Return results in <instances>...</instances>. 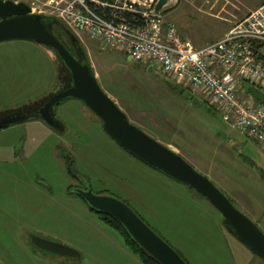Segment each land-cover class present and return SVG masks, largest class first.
<instances>
[{"label": "rangeland", "instance_id": "374dc122", "mask_svg": "<svg viewBox=\"0 0 264 264\" xmlns=\"http://www.w3.org/2000/svg\"><path fill=\"white\" fill-rule=\"evenodd\" d=\"M263 2L168 0L163 16L182 40L201 48L221 40ZM34 7L56 15L49 7ZM76 37L100 89L128 122L178 153L264 234V152L225 126L202 96L156 67L148 72L112 48L101 49L97 40ZM63 77L50 49L23 40L1 42L0 114L58 92ZM53 114L63 131L40 120L0 130V264H141L76 189L124 202L187 264H264L226 230L202 196L128 155L81 101L66 99ZM30 235L63 244L81 258L36 250Z\"/></svg>", "mask_w": 264, "mask_h": 264}, {"label": "built area", "instance_id": "2783aa9c", "mask_svg": "<svg viewBox=\"0 0 264 264\" xmlns=\"http://www.w3.org/2000/svg\"><path fill=\"white\" fill-rule=\"evenodd\" d=\"M160 0H31V14L56 18L74 35L88 36L153 66L200 95L222 123L264 152V107L247 92L264 94V2L237 22L224 37L201 48L181 39L164 20ZM49 7L56 15L36 12Z\"/></svg>", "mask_w": 264, "mask_h": 264}, {"label": "water", "instance_id": "95a60500", "mask_svg": "<svg viewBox=\"0 0 264 264\" xmlns=\"http://www.w3.org/2000/svg\"><path fill=\"white\" fill-rule=\"evenodd\" d=\"M166 0H160V9ZM47 16L31 14L23 2L0 0V43L23 40L50 49L63 70L69 75L65 87L50 95L36 108L14 110L0 114V130L39 118L52 128H59L53 107L66 99L81 101L102 123L104 132L132 158L167 178L183 184L202 196L222 217L226 230L254 256L264 261V234L204 176L169 148L148 137L131 125L125 114L97 84L85 61L78 43L73 45L76 58L61 44L51 31ZM152 71L151 68L148 70ZM90 209L113 218L137 244L158 264H187L179 254L156 235L124 202L108 195H96L90 189L73 190ZM29 242L36 250L47 254L80 259L81 254L63 244L30 235Z\"/></svg>", "mask_w": 264, "mask_h": 264}, {"label": "trees", "instance_id": "16d2710c", "mask_svg": "<svg viewBox=\"0 0 264 264\" xmlns=\"http://www.w3.org/2000/svg\"><path fill=\"white\" fill-rule=\"evenodd\" d=\"M46 19H48L50 21V24H51V31H52V34L55 36V38L61 43L63 44V46L70 52V54L75 57V48H74V41L76 43H78L79 47L81 48L80 46V43H79V40L77 39V37L72 33L70 32L66 27L65 25L60 22L59 20H57L56 18H53V17H46ZM55 30H59V34L61 35L58 36L55 34ZM82 52H83V55L85 57V61L87 62V64L89 65V62H88V59H87V56L85 55V52L84 50L81 48ZM54 54V53H53ZM55 56V54H54ZM56 57V56H55ZM76 58V57H75ZM57 59V58H56ZM63 73H64V77L61 78L62 80L60 81V84H61V89H63L65 87V85L67 84L68 82V78H69V75L68 73L66 72V70H61ZM92 71V69H91ZM93 72V71H92ZM94 74V73H93ZM58 90V91H59ZM251 96L252 98L257 102L259 103L260 105H262L264 107V94L261 93L258 89L256 88H249L248 91H247ZM47 98H44L43 100H41L40 102H37V103H34V104H30V105H27V106H24L20 109H14V110H23V109H32V108H36L38 107L39 105H41L42 102H44ZM206 106H208L207 104H205ZM14 110H10V111H7V112H11V111H14ZM6 113V112H5ZM3 114V113H2ZM30 120H40L42 121L41 119L39 118H30V119H27L25 120L26 121H30ZM59 125L60 127L57 128V129H60L62 130L63 129V125L59 122ZM6 128V127H5ZM55 129V128H54ZM70 164V162H69ZM70 168V167H69ZM71 169H69V173L70 175L73 174L71 173ZM68 192L71 191V187H68ZM78 196V195H77ZM79 197V196H78ZM80 198V197H79ZM229 200V199H228ZM229 202L231 203V201L229 200ZM84 203V201H83ZM85 204V203H84ZM232 204V203H231ZM86 205V204H85ZM128 206V205H127ZM87 208L89 209L90 212H92L93 214H95L99 220L101 222H103L107 227H109L110 229H112L122 240H123V243L124 245L128 248V250L135 256L138 257L139 261L141 262V264H158L153 258H151L149 255H147L145 252H143L138 246L137 244L130 238V236L126 233V231L124 230V228L117 222L115 221L113 218L107 216V215H104V214H101V213H97L95 212L94 210L90 209L88 206ZM223 221V220H222Z\"/></svg>", "mask_w": 264, "mask_h": 264}, {"label": "crops", "instance_id": "0c3cea01", "mask_svg": "<svg viewBox=\"0 0 264 264\" xmlns=\"http://www.w3.org/2000/svg\"><path fill=\"white\" fill-rule=\"evenodd\" d=\"M96 42L98 43V41H96ZM99 43H100V42H99ZM100 46H101V49H105V47H104L101 43H100ZM117 52H118V51H117ZM119 53H120V52H119ZM120 54H122V53H120ZM123 55H124V54H123ZM124 56H125V55H124ZM125 57H126V56H125ZM126 60L129 61V62H132V61H131L130 59H128L127 57H126ZM147 68H148V70H149V68H151V67H147ZM92 71H93V70H92ZM148 72H149V71H148ZM151 72H152V71H151ZM94 76H95V75H94ZM95 78H96V77H95ZM96 80H97V79H96ZM233 142H234V141H233ZM233 144H235V143H233ZM235 145H236L237 149H240V147H241L240 144H237V143H236ZM173 152H174V151H173ZM175 153H176V152H175ZM176 154H178V153H176ZM178 155H179V154H178ZM239 198H241V197H239ZM233 200L236 201V202L238 201V200H237V197H234ZM240 201H241V199H239L238 202H240Z\"/></svg>", "mask_w": 264, "mask_h": 264}, {"label": "flooded vegetation", "instance_id": "af4514ba", "mask_svg": "<svg viewBox=\"0 0 264 264\" xmlns=\"http://www.w3.org/2000/svg\"><path fill=\"white\" fill-rule=\"evenodd\" d=\"M76 53H75V57H76ZM57 62H58V64H59V66H60V68H61V70H63V66H62V63H60L58 60H57ZM61 131H63V129L61 130ZM261 260V259H260ZM262 262H264L263 260H261Z\"/></svg>", "mask_w": 264, "mask_h": 264}]
</instances>
